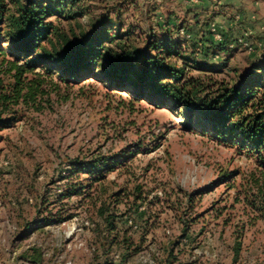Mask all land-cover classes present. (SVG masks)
<instances>
[{"label": "rangeland", "instance_id": "1", "mask_svg": "<svg viewBox=\"0 0 264 264\" xmlns=\"http://www.w3.org/2000/svg\"><path fill=\"white\" fill-rule=\"evenodd\" d=\"M107 16L111 35L128 33L123 40L140 48L181 42L191 75L240 82L253 73L263 76L264 89V0L238 7L225 0H83L48 21L79 33ZM213 23L223 26V41L252 26L257 48L221 49ZM52 67L59 68L46 62L36 72ZM61 73L48 78L59 88L43 110L22 105L18 120L0 129V264H264V219L253 221L260 212L246 197L252 175L263 171L251 144L223 138L185 107L156 105L153 94L137 101L134 80L124 90L100 68L81 70L82 80ZM66 185L78 192L62 199ZM140 186L148 222L122 216L121 232L107 230L101 203L118 193L121 203L114 208L113 196L109 210L120 215L132 200L127 193ZM124 237L131 252L119 243Z\"/></svg>", "mask_w": 264, "mask_h": 264}, {"label": "trees", "instance_id": "2", "mask_svg": "<svg viewBox=\"0 0 264 264\" xmlns=\"http://www.w3.org/2000/svg\"><path fill=\"white\" fill-rule=\"evenodd\" d=\"M82 1L0 0V129L18 120L22 105L43 110L44 104L51 102V92L59 88L58 83L48 79L53 77L52 72L59 69L62 72L60 78L66 81L82 80L78 76L81 70L100 68L112 80L111 86L117 84L125 90L127 83L134 80L136 91L133 97L137 101L153 94L157 97L154 101L156 105L185 107L194 117L210 122L223 138L242 137L243 143L251 144L250 150L263 171L262 175H252L247 190L250 195L246 197L252 207L260 212L253 221L260 216L264 219L263 76L252 73L240 82L217 80L214 77L205 81L201 76L190 74L187 50L181 42L167 38L165 41H151L146 47L140 48L130 39L123 40L128 33L111 35L113 26L110 16L79 33L73 29L67 32L48 21L65 7L72 10ZM106 42L116 44L107 46ZM228 42L213 44L226 50L229 48ZM180 59H183L182 64H179ZM46 62L59 68L52 67L45 73L36 72V68ZM206 67H209L207 63L202 62V68ZM62 190L59 194L62 199L78 192L73 185H66ZM136 190L138 192L127 193L132 200L127 202L126 211L120 215L109 210L113 196L114 208L121 203L118 193L110 196L111 200L101 203L99 213L105 218L107 230L121 232L117 229L116 220L122 216H128L126 219L129 220L135 218L148 222L149 217L145 219L148 211L143 208L146 198L142 186ZM183 231L181 237L186 236L184 226ZM124 232H128V229ZM241 238L242 234L238 235L234 245L235 258L242 251ZM119 243L126 245L128 252H131L133 242L128 237ZM172 251H168L170 256Z\"/></svg>", "mask_w": 264, "mask_h": 264}, {"label": "built area", "instance_id": "3", "mask_svg": "<svg viewBox=\"0 0 264 264\" xmlns=\"http://www.w3.org/2000/svg\"><path fill=\"white\" fill-rule=\"evenodd\" d=\"M187 1L188 2H194L196 0H187ZM235 17L237 19L242 18L240 13H237L235 15ZM222 29H223V26L220 24L213 23L211 25L212 36H213L215 41H219V42L223 41L224 35H223ZM261 29L264 31V24L261 25ZM254 36H255L254 28L252 26L251 27L246 26V27L242 28L241 32H239L238 34H235V36L229 40L228 46L230 48H234L237 46H244L251 51H255V49L258 46V42H259L258 40L259 39H255ZM260 43H261V41H260ZM260 43H259V45H260Z\"/></svg>", "mask_w": 264, "mask_h": 264}, {"label": "crops", "instance_id": "4", "mask_svg": "<svg viewBox=\"0 0 264 264\" xmlns=\"http://www.w3.org/2000/svg\"><path fill=\"white\" fill-rule=\"evenodd\" d=\"M204 2H208V0H203ZM226 3H232L233 5H236V7L238 6H242L243 5V0H225ZM204 4V3H203ZM251 12L247 13L250 14ZM213 37V36H212ZM215 40H213L214 42Z\"/></svg>", "mask_w": 264, "mask_h": 264}]
</instances>
